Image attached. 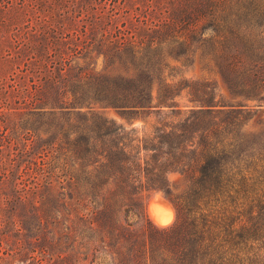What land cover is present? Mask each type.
<instances>
[{"label":"trees","instance_id":"16d2710c","mask_svg":"<svg viewBox=\"0 0 264 264\" xmlns=\"http://www.w3.org/2000/svg\"><path fill=\"white\" fill-rule=\"evenodd\" d=\"M67 2L0 0V63L10 70L24 64L23 74L37 77L45 88L60 84L56 105L46 106L41 94L33 96L44 102L40 114L52 116V108H64L65 116L52 128L63 140L56 138L59 144L52 152L65 164L71 189L77 220L69 230L71 238L101 230L107 210L130 199L126 189L143 178L164 191L175 218L169 225H148L141 237L127 240L130 264H264V135L247 139L240 130L243 111L188 110L176 122L153 126L138 138L132 130L82 110L85 99L133 111L167 106L175 89L162 78L167 56L181 66L196 59L202 69L217 73L230 92L261 99L264 0H140L146 10L133 35L115 37L107 47L109 64L117 63L124 74L114 67L110 72L84 71L73 80L65 77L66 43L58 30L62 26L55 29L47 22L64 16ZM40 11L45 12L42 23L33 24L41 38L28 30L17 32L26 17ZM80 47L90 49L87 42ZM49 121L44 122L46 129ZM169 169L185 181L179 194L166 188ZM7 180L3 169L0 183ZM107 180L115 187L108 198L100 192ZM125 235L113 232L118 244L126 241ZM88 263L100 261L92 255Z\"/></svg>","mask_w":264,"mask_h":264},{"label":"rangeland","instance_id":"374dc122","mask_svg":"<svg viewBox=\"0 0 264 264\" xmlns=\"http://www.w3.org/2000/svg\"><path fill=\"white\" fill-rule=\"evenodd\" d=\"M67 5L64 16L47 19L55 29L62 26L58 30L66 43L65 77L73 80L84 71L110 72L117 67V63L109 64L112 56L107 47L115 37L133 35L146 10L140 0H69ZM44 16L45 12L40 11L26 17L17 32L28 30L41 38L40 28L33 20L36 24L42 23ZM49 31L52 34V29ZM22 36L24 34L20 33L19 44ZM85 42L90 49L80 47ZM14 48L15 45L9 48V54ZM165 62L168 67L163 69L162 78L175 84L173 95L165 103L167 106L133 111L85 99L87 107L82 110L132 130L139 138L147 135L153 126L176 122L188 110L237 109L245 116L240 130L247 139L255 140L264 135V88L258 92L261 99L245 97L230 92L217 73L205 71L196 59L184 66L168 56ZM5 66L0 63V172L5 169L8 180L0 183V264H89L92 255L99 264H130L125 250L127 240L141 237L148 225L161 227L174 221L175 211L167 195L143 178L134 180L132 188L126 189L130 199H123L118 206L107 210L101 230L86 231L71 238L69 230L73 222L77 223L69 197L71 189L65 164L59 161L61 169L52 152L59 140H63L61 133L52 128L65 116L64 108H52V116L40 114L44 102L46 106L58 104L62 94L60 84L45 88L37 77L23 74L24 64H14L11 70ZM113 71L124 74L118 67ZM36 94H41L44 102H37ZM151 99L153 104L154 87ZM46 120L51 121L50 129L44 125ZM164 176L170 193L179 194L185 188V181L177 171L169 169ZM114 189L107 180L100 192L108 198ZM150 205L169 213L168 221L154 222L149 214ZM115 229L126 233V241L118 244L113 236ZM73 239L75 248L71 251Z\"/></svg>","mask_w":264,"mask_h":264},{"label":"bare ground","instance_id":"6f19581e","mask_svg":"<svg viewBox=\"0 0 264 264\" xmlns=\"http://www.w3.org/2000/svg\"><path fill=\"white\" fill-rule=\"evenodd\" d=\"M149 214L152 220L158 224H164L169 219V213L160 210L156 205H150Z\"/></svg>","mask_w":264,"mask_h":264}]
</instances>
